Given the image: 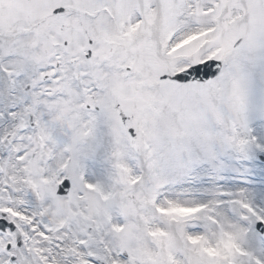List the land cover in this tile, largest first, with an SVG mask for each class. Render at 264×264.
<instances>
[{"label":"snow or ice","instance_id":"snow-or-ice-1","mask_svg":"<svg viewBox=\"0 0 264 264\" xmlns=\"http://www.w3.org/2000/svg\"><path fill=\"white\" fill-rule=\"evenodd\" d=\"M0 264H264V0H0Z\"/></svg>","mask_w":264,"mask_h":264}]
</instances>
